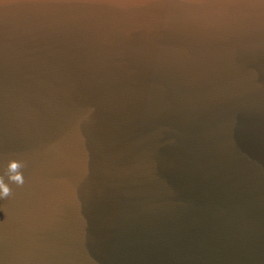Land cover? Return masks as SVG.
<instances>
[{
  "label": "water",
  "instance_id": "obj_1",
  "mask_svg": "<svg viewBox=\"0 0 264 264\" xmlns=\"http://www.w3.org/2000/svg\"><path fill=\"white\" fill-rule=\"evenodd\" d=\"M0 184V264H264V0H0Z\"/></svg>",
  "mask_w": 264,
  "mask_h": 264
},
{
  "label": "clouds",
  "instance_id": "obj_2",
  "mask_svg": "<svg viewBox=\"0 0 264 264\" xmlns=\"http://www.w3.org/2000/svg\"><path fill=\"white\" fill-rule=\"evenodd\" d=\"M13 171L20 167L18 163H14L12 166ZM13 180H15L18 183H22V176L21 174L17 173L12 177ZM10 189L7 186H4L3 184H0V199L6 197L9 195Z\"/></svg>",
  "mask_w": 264,
  "mask_h": 264
}]
</instances>
